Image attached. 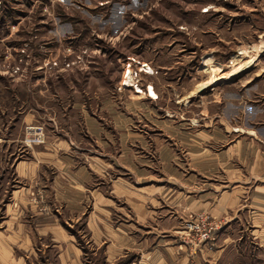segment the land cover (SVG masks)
Masks as SVG:
<instances>
[{"label":"crops","instance_id":"0c3cea01","mask_svg":"<svg viewBox=\"0 0 264 264\" xmlns=\"http://www.w3.org/2000/svg\"><path fill=\"white\" fill-rule=\"evenodd\" d=\"M236 86L181 119L80 107L81 135L0 153V264H264V85ZM197 212L223 223L200 246L180 236Z\"/></svg>","mask_w":264,"mask_h":264},{"label":"rangeland","instance_id":"374dc122","mask_svg":"<svg viewBox=\"0 0 264 264\" xmlns=\"http://www.w3.org/2000/svg\"><path fill=\"white\" fill-rule=\"evenodd\" d=\"M128 59L132 69L152 67L138 77L156 97L122 84ZM254 83L264 85V0H0V153L8 161L29 147L27 123L43 125L45 136H77L80 107L107 122L135 120L129 107L138 101L164 107L163 118L178 108L181 119L219 88ZM3 168L0 224L10 186Z\"/></svg>","mask_w":264,"mask_h":264},{"label":"built area","instance_id":"2783aa9c","mask_svg":"<svg viewBox=\"0 0 264 264\" xmlns=\"http://www.w3.org/2000/svg\"><path fill=\"white\" fill-rule=\"evenodd\" d=\"M144 64L146 63L143 62L140 68L138 67V69H132L130 67L131 63L129 62L128 59L126 61L127 66L123 71V73L125 74V72H128L130 76V81L132 82L131 85L133 86L134 90H136V85H139L140 87L145 89V91H147V93L145 94H147L149 97H153L148 93V90H146L149 87V85L152 84L147 83L145 84V86H142L139 83V77H138L139 72L141 71L147 72V70L144 68ZM122 84L125 85L123 81ZM156 96L157 94L155 93L154 97ZM44 139H45V132L43 125L27 124L25 126V137L23 139L25 145L30 147L33 143L43 142ZM222 228H223V223L221 220L211 217L206 212H197L194 214H190L182 221L180 236L184 243L191 244L194 246H200L205 244L207 241L214 239L215 233L221 230Z\"/></svg>","mask_w":264,"mask_h":264},{"label":"bare ground","instance_id":"6f19581e","mask_svg":"<svg viewBox=\"0 0 264 264\" xmlns=\"http://www.w3.org/2000/svg\"><path fill=\"white\" fill-rule=\"evenodd\" d=\"M262 49H263V47H261L260 50H262ZM249 51H250V50H249ZM251 57H252V56H251ZM251 60H252V58H249L247 61L245 60L246 62H243V61H242V62L237 63L233 68L231 67V69H230L226 74H224L222 77H228V76L233 75V74L236 73L237 71L241 70V69L244 67L245 63H248V62H250ZM145 63H146V62H145ZM245 67H246V66H245ZM144 68L147 70V72H152V67H151L150 65H148L147 63L144 64ZM214 80H215V78H214V76L212 75L209 79H207V80L204 81L202 84H200V85L198 86L197 90H198V89L200 90V89H202V88H204V87H206V86H209V85L213 84ZM122 81H123L124 84H128V83H130V76H129L128 72H125V74L123 75ZM146 90H148V93H149L150 95H152L153 97L155 96V91H154L152 85H149V87H148ZM135 91H139V92H141V93H147V91H145V89H143V88L140 87L139 85H136V90H135Z\"/></svg>","mask_w":264,"mask_h":264}]
</instances>
